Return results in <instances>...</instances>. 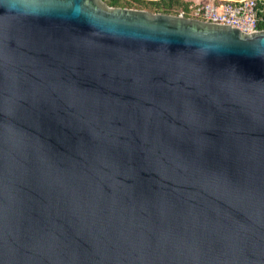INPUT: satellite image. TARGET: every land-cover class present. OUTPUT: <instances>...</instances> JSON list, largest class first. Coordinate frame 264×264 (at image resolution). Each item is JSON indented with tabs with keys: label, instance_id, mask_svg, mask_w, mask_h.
Returning <instances> with one entry per match:
<instances>
[{
	"label": "water",
	"instance_id": "1",
	"mask_svg": "<svg viewBox=\"0 0 264 264\" xmlns=\"http://www.w3.org/2000/svg\"><path fill=\"white\" fill-rule=\"evenodd\" d=\"M0 264H264V30L0 0Z\"/></svg>",
	"mask_w": 264,
	"mask_h": 264
},
{
	"label": "built area",
	"instance_id": "2",
	"mask_svg": "<svg viewBox=\"0 0 264 264\" xmlns=\"http://www.w3.org/2000/svg\"><path fill=\"white\" fill-rule=\"evenodd\" d=\"M171 14L229 25L243 33L264 30V0H199L191 4L188 10L180 9Z\"/></svg>",
	"mask_w": 264,
	"mask_h": 264
},
{
	"label": "trees",
	"instance_id": "3",
	"mask_svg": "<svg viewBox=\"0 0 264 264\" xmlns=\"http://www.w3.org/2000/svg\"><path fill=\"white\" fill-rule=\"evenodd\" d=\"M143 0H136V4L140 5L143 3ZM195 1L193 0H154L152 2H146L148 8L152 12H164V13H177L180 9H189L191 4ZM120 4V0H111L112 6H118ZM132 7H138L137 5Z\"/></svg>",
	"mask_w": 264,
	"mask_h": 264
},
{
	"label": "rangeland",
	"instance_id": "4",
	"mask_svg": "<svg viewBox=\"0 0 264 264\" xmlns=\"http://www.w3.org/2000/svg\"><path fill=\"white\" fill-rule=\"evenodd\" d=\"M105 2L106 5L111 6V7H127V8H136V7H132L131 5L135 6L137 5V9H144V10H149L147 9V3L146 2H152L154 0H143L144 2L141 3L140 5L136 4V0H120V4L118 6H112L111 5V0H103ZM193 1H199V0H193ZM204 1V0H201Z\"/></svg>",
	"mask_w": 264,
	"mask_h": 264
}]
</instances>
